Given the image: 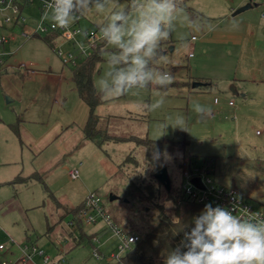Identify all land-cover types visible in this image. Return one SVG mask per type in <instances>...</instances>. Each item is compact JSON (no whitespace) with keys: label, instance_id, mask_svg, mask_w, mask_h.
<instances>
[{"label":"rangeland","instance_id":"rangeland-1","mask_svg":"<svg viewBox=\"0 0 264 264\" xmlns=\"http://www.w3.org/2000/svg\"><path fill=\"white\" fill-rule=\"evenodd\" d=\"M241 1L245 2L241 7L247 6V9L235 16ZM97 3L103 5L99 10ZM257 3L261 0H175L176 10L170 20L174 30L169 39L161 42L158 49L161 54L148 65L153 71L163 69L174 76L172 85L162 93L163 105L155 110L148 107L160 98L154 85L131 87L127 94L118 98L103 97L109 105L106 115L144 114L138 123L134 117L127 116V123L120 127L122 133L148 136L153 140L186 141V152L197 159L196 163L212 158V178L221 186L233 187V181L248 182L261 174L264 178V168L261 171L252 169L257 154H261L264 167V20L261 7H255ZM136 5L130 6V0H91V3L80 0L73 8V15L80 19L71 25L100 36L114 12L124 11L128 14L127 20L117 23L123 25L122 42L127 43L132 38V30L147 11L148 0H136ZM38 8V2L27 7L22 14L26 21L20 26L0 27V36L16 38L2 47L11 56L4 60L7 69L0 72V121L5 123L0 124L2 231H7L18 243L26 242L29 237L30 242L54 256L58 243L60 250L65 251L64 245L68 243L59 240L71 238L65 224L75 215L63 203L68 199L78 206L90 193L96 192L115 219L128 226V233L143 237L151 222L149 217H143L140 204L122 205L121 201L111 200V195L127 192L129 180H135L132 175L127 180V174L118 187L120 192L113 191L118 161H124L129 151L137 152L139 174L141 170L146 172V162L132 142L107 147L110 154L111 149H115L111 159L94 143L85 142L76 147L83 138L80 126L88 117V107L68 79L75 67L64 66L57 52L73 51L78 56L76 66L89 55L81 54L72 42L61 45V38L55 40V48H51L43 37L52 33L38 32L34 37H23L25 32L32 33L37 29L41 21ZM251 29L262 34L257 40L259 46L254 39L255 48L248 41ZM103 39L97 47H102L105 42L106 51L94 74V86L104 93H112L116 87L115 71H110L112 64L107 58L122 53L123 49ZM77 40L92 52V45L83 35ZM126 67L128 63L124 61L115 64L117 71ZM62 72L66 73L63 75L66 79L60 82L55 76ZM195 83L201 86L196 88ZM230 101L233 105H229ZM197 105L201 106L202 112L196 111ZM178 121H182L185 129L176 127ZM58 124L63 126V134L44 152L37 153L33 139L39 141ZM167 161L170 179L178 186L180 175H183L176 166L178 161L173 156ZM131 164L133 168L135 165ZM74 168L80 173L77 179L69 176V169ZM35 171L44 175L45 185L35 180L11 183L17 176L27 177ZM136 182L139 183L137 178ZM46 188L58 198L51 197L52 202L56 200L53 205ZM47 218L48 223L56 222V228L61 229L47 233ZM58 222H61L59 226ZM72 229L70 231L76 235L75 228ZM102 241H108L106 247L109 249L117 245L112 233L103 236ZM74 243L77 244L72 240L71 245L75 246ZM67 256L75 264H95L96 261L88 240ZM10 258L15 255L0 253V263Z\"/></svg>","mask_w":264,"mask_h":264},{"label":"trees","instance_id":"trees-1","mask_svg":"<svg viewBox=\"0 0 264 264\" xmlns=\"http://www.w3.org/2000/svg\"><path fill=\"white\" fill-rule=\"evenodd\" d=\"M51 33L52 34L43 37V40L51 48H55V40L59 35L56 32ZM34 36L35 35L32 37ZM102 45V47L94 48L91 54L72 70V80L76 85L79 97L88 107V118L83 128V138L78 141L76 147L81 146L85 142L94 143L100 150L104 151L109 159H111V154H115V149L112 148L110 154L107 147L111 148L112 146L114 147V145L132 142L139 148L143 161L146 162V172L141 170V174H139L140 172H138L137 167H140V162L139 159L135 157L138 153L129 151L130 153L124 156V161H118L116 163L115 167L117 170L114 172L116 181L113 185V191L120 192L118 187L127 174V180L130 179L131 175L135 180H129L131 184H129L130 186L127 192L119 195L113 194L115 197L113 201H121L122 205L129 204L130 206L134 203L137 205L140 204L143 217H149L151 223L147 232L141 237V241L124 258V262L125 264H164L166 255L185 239V231L190 233L192 228L195 227L194 217L198 216L205 206L198 204L193 199L182 194L179 187L173 185L172 179L171 188L168 190L163 183L156 179L155 174L163 168H167L169 172L170 166L167 161L169 156H173L174 159L178 161L176 166L180 169L187 166L191 168L192 165L196 163L197 159L186 152V147L188 145L186 141H174L170 139L153 140L148 136L122 133L120 127L127 123L124 117L103 115L102 107L105 101L102 94L94 86V74L98 71L99 64L104 60L103 53L106 51L105 42H103ZM157 147L161 150V156L158 159H154L153 152ZM165 149L167 150L166 153L164 151ZM205 161L210 165L213 163L210 157L205 159ZM131 163L135 165L133 168ZM192 169L193 167L191 170ZM135 177L138 179L139 183L136 182ZM24 180H35L45 185L44 175L41 174L40 171L34 172L27 178L18 177L13 181V184L20 183ZM225 188L237 190L234 187ZM46 189L49 196L54 197L53 193H51L48 188ZM159 199L161 201H159ZM246 199L253 203L250 199ZM54 201L56 200L54 199ZM104 205L106 206L105 202ZM82 206L83 203L78 206H73L70 208V211L73 210L74 213L77 214ZM108 212L110 213L109 210ZM112 217L117 224L123 227L125 232H129L128 226L120 224L113 215ZM63 218L65 219V216ZM142 221L143 220H141V223ZM60 224L61 222H58V226ZM56 227V222L52 225L48 223L47 233L55 231ZM74 228V232L77 230L80 231V238L77 244L78 247L85 240H88L91 244V239L95 234H87L88 230L81 225L80 221ZM74 240L76 239L74 238L73 241ZM187 243L190 244V241H187ZM187 251L188 248H180L181 254Z\"/></svg>","mask_w":264,"mask_h":264},{"label":"clouds","instance_id":"clouds-1","mask_svg":"<svg viewBox=\"0 0 264 264\" xmlns=\"http://www.w3.org/2000/svg\"><path fill=\"white\" fill-rule=\"evenodd\" d=\"M78 3L80 0H52L49 5L52 20L60 27L75 23L78 17L73 15V8ZM131 5H136V0H130ZM101 7L103 5L97 3V10ZM175 10V0H148L147 11L132 30V38L127 43L122 42L123 25L117 22L126 21L128 14L114 12L108 27L102 31L109 43L116 44L123 51L107 58L112 64L110 71H115L116 87L112 93L98 89L104 98H118L127 94L128 88L152 84L160 98L149 105V109L155 110L163 105L162 93L172 85L174 76L163 69L153 71L148 65L151 59L161 54L158 51L161 42L169 39L174 30L170 20ZM121 61L127 62L128 67L117 71L115 64ZM196 111L200 113L203 109L197 105ZM176 127L185 129L182 121H178ZM160 156L161 150L157 147L153 158ZM235 213L227 207L217 205L213 208L211 203L206 204L194 217L195 227L190 233L185 231V239L166 255L164 264H264V220L254 222ZM181 247L188 248V251L181 254Z\"/></svg>","mask_w":264,"mask_h":264},{"label":"built area","instance_id":"built-area-1","mask_svg":"<svg viewBox=\"0 0 264 264\" xmlns=\"http://www.w3.org/2000/svg\"><path fill=\"white\" fill-rule=\"evenodd\" d=\"M36 2L39 3L38 9L41 13V21L34 32L22 34L25 38H30L38 34V32L47 34L56 32L59 35L58 38H61L63 42H72L75 48L83 55H90L91 52H88V49L78 42V36L83 35L86 42L92 45V50L98 46L103 38L105 39L103 34L99 36L88 31H82L81 29L73 28V25L68 27L57 25L51 18L52 10L49 5L52 0H0V27L5 25L20 26L21 23L26 21V18L22 16L24 10L27 7L34 6ZM77 17L78 20L76 22L80 19L79 16ZM261 17L264 19V12ZM12 39V36H0V48L4 47ZM4 55H6L5 52H0V56ZM57 55L65 66L76 67L78 64V56L73 51L62 52L59 50ZM0 64H2V60H0ZM230 103L232 104V102ZM192 167L193 169L191 170ZM192 167L189 168L187 166L180 169L183 175L182 177L180 175L178 187L186 197L204 206L211 203L213 208L217 205L227 207L229 210H235L236 215L254 222L264 220V209L251 203L237 190L225 188L213 180L211 165L205 160L201 163H194ZM79 174L77 168L69 170V176L72 179H77ZM194 178L200 179L201 187L192 183ZM79 221L88 230L87 234H95L90 244L92 255L96 259L94 261L95 264H125L124 258L141 241V237L138 234L127 233L122 226L115 223L112 215L104 205L103 198L96 192L87 196L82 208L67 223L68 226L74 228ZM100 224L102 226L97 231L91 230ZM109 233H112V238L115 239L117 244L116 247L110 249L106 247L108 241H102V237ZM2 234H4L3 237ZM74 238L76 239L74 241L78 244L80 231H76ZM59 242L68 243L65 238L60 239ZM77 244L73 246V251L79 248ZM64 246L65 251H62L59 248V243L56 244L57 254L52 256L42 250L36 243L30 242V240L24 243L16 242L7 231H2L0 226V253L6 252L8 255H15V258L3 259L0 264H75L67 256L69 252L68 245ZM102 247H104V250Z\"/></svg>","mask_w":264,"mask_h":264},{"label":"crops","instance_id":"crops-1","mask_svg":"<svg viewBox=\"0 0 264 264\" xmlns=\"http://www.w3.org/2000/svg\"><path fill=\"white\" fill-rule=\"evenodd\" d=\"M243 4H245V2L244 1H241L239 3V5L236 7V9L241 8V6H243ZM255 7H259V8L261 7V14H262L264 12V0H261V3L255 4ZM233 11H235V9ZM235 16L233 15V17H235ZM5 26H7V25H5ZM262 31L264 33V25H263V30ZM28 32L30 33V31H28ZM261 37H262V34H257V30L254 31L253 29H251V32H250L248 41L252 44V48H255V46H256L254 39H256L257 46H259V43L257 42V40L259 38H261ZM15 39L16 38L13 37L12 40H15ZM57 39H59V38H57ZM192 39H193V37H192ZM65 44H67V43L66 42H63V41L61 42V45H65ZM262 48H264V46ZM0 52H5L6 53V55L0 56V60H2V64H0V67H3V69H1L0 72H2V71H5L7 69V67H8L7 65H4V60L6 59V57L11 56V54L8 53L6 50H4V48H1L0 49ZM31 64H33V63H31ZM25 67L27 68V70H29L28 69L29 68L28 65H25ZM64 74L66 75L65 72H62L61 74H58L55 77L57 78V80L60 79V82H62L64 79H66V76H63ZM70 75L71 76L68 79H70L73 82V88L76 89V92H78L77 91V88H76V85H75L74 81L72 80V73ZM61 78H63V79H61ZM104 101H105V103H104L103 108H102L103 115H105V116H118V115H112V114H109V113H108V115H106V107H108L109 105H108V101L107 100H104ZM230 102H229V105H233V103L231 104ZM132 114H135V113H132ZM130 115H131V112L127 113L126 115H119V116L124 117L125 120H126V117L127 116L128 117H134L135 118V122H137V123L139 121L143 120V118L145 117L144 114H140V113L139 114L136 113V116L135 115L134 116H130ZM86 121H87V119L80 126L81 127V131H82V134H83V128H84V126L86 124ZM1 123L5 125V123L3 121H0V124ZM63 130H64L63 126L61 124H58V125L55 126L54 130H52L49 133H46L45 136L40 137L39 138L40 139L39 141L38 140L36 141V139H33L32 145L36 147V148H34L36 150V152L39 153V154H41L42 152H44L49 146H51L53 143L56 142L57 139L60 138L59 136H61V134H63L62 133ZM260 157H261V154H257V156L253 158V161H252V169L253 170H258V171L260 170L261 171V168H264L263 165H262V161L263 160L261 161ZM239 158L242 159L241 157H239ZM69 170H71V169H69ZM31 175H29V176H31ZM261 175L262 176H259L257 178L250 179L248 182H244L243 180H237L234 183V181H233V184H234L233 187L236 188L240 192V194H242L244 197L250 199L253 202L254 205L259 206V208H261V209H264V181H262L264 178H263V174H261ZM29 176H27V177H29ZM169 176H170V174H169ZM18 177L27 178V177H24V176H21V175L17 176L16 178H18ZM23 182H26V181L24 180V181H21L20 183H23ZM11 183L13 184V181ZM53 196L56 199H58L54 194H53ZM66 200H65L66 203H63V206L65 208H67V209L68 208H72L74 205L68 199H66ZM49 202H51L52 205H53V202L55 204V201L54 200L52 202V198L51 197H49ZM58 206H60V204H58ZM47 220H48V218H47ZM70 221H71V219H70ZM70 221H68V222H70ZM101 226H102V224L96 226L95 228H92L91 230L97 231ZM65 227L66 228L69 227V234L71 235V238L66 237L67 239H65L68 242L67 248H68V251L70 252V251L73 250V246L71 245V242L73 240V237H75V235L71 232V231H73V229H72V227L68 226V223H67V225L65 224ZM60 229H61L60 227L56 228L55 229V232H58ZM45 236H49V234H46ZM29 240H30V238L27 237V239L25 241H29Z\"/></svg>","mask_w":264,"mask_h":264},{"label":"water","instance_id":"water-1","mask_svg":"<svg viewBox=\"0 0 264 264\" xmlns=\"http://www.w3.org/2000/svg\"><path fill=\"white\" fill-rule=\"evenodd\" d=\"M246 9H247V6L246 7L245 6L244 7H241V8H239L238 10H236L234 12V15H237V14L245 11ZM194 86L196 88H198V87L201 86V84L200 83H195ZM155 177H156L157 180H159L161 183H163L168 190H170V188H171V179H170V176H169V173H168L167 168H163V169L159 170L155 174ZM192 183L194 185L198 186V187H201L202 186L201 185V181H200L199 178H194L192 180ZM114 199H115V197L113 195H111V200H114Z\"/></svg>","mask_w":264,"mask_h":264}]
</instances>
